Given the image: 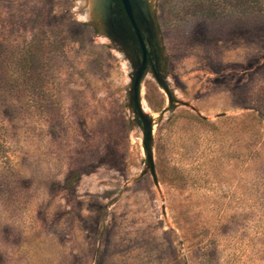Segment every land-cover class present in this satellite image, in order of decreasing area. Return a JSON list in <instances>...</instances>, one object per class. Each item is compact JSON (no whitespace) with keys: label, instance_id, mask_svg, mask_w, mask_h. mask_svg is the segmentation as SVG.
Returning <instances> with one entry per match:
<instances>
[{"label":"rangeland","instance_id":"1","mask_svg":"<svg viewBox=\"0 0 264 264\" xmlns=\"http://www.w3.org/2000/svg\"><path fill=\"white\" fill-rule=\"evenodd\" d=\"M93 1L0 0V264H264V20L135 0L155 182Z\"/></svg>","mask_w":264,"mask_h":264},{"label":"water","instance_id":"2","mask_svg":"<svg viewBox=\"0 0 264 264\" xmlns=\"http://www.w3.org/2000/svg\"><path fill=\"white\" fill-rule=\"evenodd\" d=\"M120 1L123 5L124 11L129 21L132 24L136 37L139 41L140 48L142 50V59L133 82L134 108L138 116V119L142 122L143 125V134H144L143 145L147 153L150 173L154 181L157 182L158 177L156 173L155 161H154L153 153L149 147L150 142H152L153 140L155 120L152 116L144 112L141 103V86L149 67L150 52L138 23V19H139L138 12L135 13L134 5L136 6V1L135 0H120ZM115 5L116 4L113 0H94L92 12H91L93 13L94 18L97 19V22L98 21L104 22V25L100 26V28L111 33L112 31L110 25L112 24L116 26L117 30L120 29L121 31L120 20L122 19V17L119 14L115 13L114 10ZM155 78L157 79V81H160L161 79L159 74L157 73H155ZM161 87L167 93L169 97V106L171 107L173 105V98L169 93L168 88L165 84H161ZM167 110L168 109H166L163 112V115L167 112ZM219 116H223V115H219ZM147 173L148 171H144L142 173V176L147 175Z\"/></svg>","mask_w":264,"mask_h":264},{"label":"trees","instance_id":"3","mask_svg":"<svg viewBox=\"0 0 264 264\" xmlns=\"http://www.w3.org/2000/svg\"><path fill=\"white\" fill-rule=\"evenodd\" d=\"M120 4V0H115ZM217 1L219 3H217ZM191 2L201 14L210 17L218 16H238L242 19L261 21L264 20V0H224L226 8L221 9L223 0H186V4ZM210 2V3H209ZM173 15L180 16L182 10L186 8L179 0H169ZM120 7V11H121Z\"/></svg>","mask_w":264,"mask_h":264},{"label":"flooded vegetation","instance_id":"4","mask_svg":"<svg viewBox=\"0 0 264 264\" xmlns=\"http://www.w3.org/2000/svg\"><path fill=\"white\" fill-rule=\"evenodd\" d=\"M115 4H116L115 5V11L117 12V14H119L122 17V19L120 20V27H122L121 29L123 31H125V37H124L125 43L127 42V43H129L131 45L133 44L135 47H137L139 53H141V56H142V50L140 48L139 41H138V39L136 37L135 31H134V29L132 27V24L129 21V19H128L125 11H124V8H123V5H122L121 1H120V4H117L116 1H115ZM120 7L122 9L121 11H120ZM134 8H135V13H136L137 10H136V6L135 5H134ZM137 19H138V17H137ZM138 23H139L140 29H141V31L143 33V36L145 38V35H144V31H143V27H142V23L140 21V18L138 19ZM110 28H111L112 33L119 34L120 35V38H121V34L119 33L120 32V29L117 30L116 29V26L113 25V24L110 25ZM151 59H152V56L149 53V64L152 61Z\"/></svg>","mask_w":264,"mask_h":264}]
</instances>
